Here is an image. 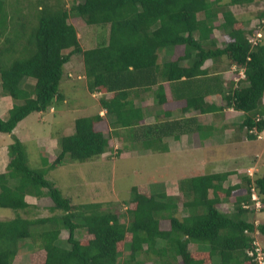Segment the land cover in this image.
Returning a JSON list of instances; mask_svg holds the SVG:
<instances>
[{"label":"trees","instance_id":"obj_1","mask_svg":"<svg viewBox=\"0 0 264 264\" xmlns=\"http://www.w3.org/2000/svg\"><path fill=\"white\" fill-rule=\"evenodd\" d=\"M259 1L72 0L66 7L62 0H54L39 5L35 27L21 38L18 32L7 34V11L0 0V89L13 101L6 117H0V132L11 134L8 161L0 173V207L16 210L13 217L0 219V264H14L20 243L32 235L35 224L40 225L36 234L41 258L35 261L33 252L29 253L30 264H147L152 260L156 264H255V234H264V222L252 219L257 211L251 206L250 193L253 188L264 204V170L238 174L239 181L226 186L222 183L235 172L182 178L180 201L178 196L133 185L128 220L121 221L98 202L72 204L42 173L27 165L24 146L11 131L31 112H46L62 98L57 86L63 65L79 54L86 90L108 92L109 97L100 96L98 101L113 116L109 123L97 113L74 118L72 133L57 137L59 151L50 167L64 159L81 162L106 151L109 135L98 128L101 124L107 130L109 125L124 128L134 143L138 129L148 135L152 127H140L143 115L131 96L157 84L155 95L163 102L162 82L179 80L180 85H188L206 74H210L203 78L208 81L206 87L216 88L219 75L201 67L206 60L215 65L224 59L225 66L240 75L235 87L223 94L224 104L244 112L239 126L257 138L264 130V41L260 37L252 45L248 38L258 29L263 35L264 10L252 18H240L229 7ZM69 17L104 28L106 36L93 47L82 48ZM177 47L179 54L159 61L160 52L170 48L173 53ZM27 78L33 83L27 84ZM194 100L201 112L214 109L203 103L201 94L186 99L182 108H189ZM26 196L48 197V209L59 214L18 215L17 210L30 206ZM160 220L167 221L166 229L160 227ZM61 229L67 232L63 240ZM78 230L84 231L86 240L75 236ZM262 254L264 260L263 250Z\"/></svg>","mask_w":264,"mask_h":264},{"label":"rangeland","instance_id":"obj_2","mask_svg":"<svg viewBox=\"0 0 264 264\" xmlns=\"http://www.w3.org/2000/svg\"><path fill=\"white\" fill-rule=\"evenodd\" d=\"M3 1L7 11V34L13 35L18 32L20 33L21 38L29 36L31 30L35 27L39 15V5L46 6L54 3V0ZM224 1L226 0H221V2ZM71 2L72 0H62V4L66 7H68ZM229 8L237 17L246 18L251 15L252 18L257 12L264 10V0L249 5H234ZM67 21L75 27L79 44L82 45V48L84 49L93 47L96 42L99 41V38L103 39V37L106 36V33H103L105 32L104 28L96 25H86L83 20L78 17H69ZM244 27L247 28V24ZM261 37L262 41H264V31ZM180 52V48L177 47L173 50L172 55L175 56ZM9 56L12 58L11 55ZM11 58H8V60ZM69 59L70 60L63 65L64 73L65 69L69 67H73L75 71L73 70L70 82L61 79L57 86V90L62 96H64L66 102L64 104L60 100L54 102L56 109H58L57 104L62 106L63 112L56 111L54 117H52V114L41 113L40 115L45 117L42 120L38 119L39 115L36 112H31L21 121V124L16 130L11 131V133H14L18 140L22 142L26 154L27 165L42 173L44 177L51 181L62 194L69 197L72 204L77 205L85 202H98L100 203L101 209L115 212L118 214L121 221H127L128 217L126 216V209L129 208L131 186L144 185L145 187L149 186L151 188L156 185L159 189L165 178L178 177L179 175L187 173L199 172L206 174L209 172L212 166L205 165L200 168L201 166L197 165V161L201 159L200 157H206L204 154L211 149H190V155L184 153L181 156L176 157L163 153L145 154L143 156L135 157L128 156L127 154L122 155L123 150H120L119 157L114 156V152H108V154L105 153L104 155L95 156L81 162L64 159L63 163L60 165L54 167L47 165L45 159L42 156H39L41 152L35 150L38 149L36 148V145L38 144L37 136L41 135L43 132H49L50 130L60 131L63 125L62 122L68 124L70 119L73 120L76 117L88 116L93 112L92 108H90L92 98L89 96V93L85 88L84 79H76L75 77L77 75L75 74L76 72H81V56L79 54H73ZM25 82L31 84L33 83V80L27 78ZM0 95H3L1 89ZM10 101L12 105L13 101L11 98ZM15 102L19 103L20 101L15 100ZM81 105H84V107L81 108ZM8 109L4 111V115H0L1 118L6 117ZM241 116H243V114ZM72 126L73 125H70L71 128ZM231 126V128H233L235 127V124ZM208 127H213V129H206L202 132H212L211 130L221 131L222 128L219 129L217 127H223V123H219L217 126L211 125ZM98 128L104 133H107V128L104 127V124L99 125ZM72 130L73 128L71 131ZM7 134L0 132V137L6 138L4 141H7L10 137ZM252 142L255 144V146L252 147V151L259 149L260 145H262L260 141ZM127 147L130 149L129 144ZM224 149L225 148L223 147L214 149V154L217 156H224ZM232 156L233 154H229L228 157ZM0 163V173H2L5 171V168L2 167L4 162ZM262 170H264V155L262 156V164L259 171ZM32 200L36 201V207L28 210L25 209V211L17 210V214L27 218L45 217L53 213L59 214V211L51 212L48 209L51 205V201L48 197H39ZM178 200H182L180 195L178 196ZM225 206L227 205H222L221 207L223 208ZM15 212L16 210L11 208L0 207V219L11 218L15 215ZM246 217H249V214H247ZM252 219L254 220V223L264 222V210L253 213ZM160 224L162 225L161 228L166 229L168 227L166 220H163ZM39 228V224L33 225L32 229L34 232L32 235L22 240L20 243L22 245L19 246V252L15 256L18 262L14 264H30L29 256L31 254L29 253L32 252L34 254L32 257L35 261H38L41 258V250L39 249L40 240L36 234V231ZM83 232V230L75 231V236L86 240L87 237ZM59 235L63 237L61 239H64L67 235L66 230L62 229V231L59 232ZM255 242L256 245L264 251V234L256 233ZM121 247L123 250L125 249L123 248L124 246ZM24 253L28 254L27 259L26 261H20L19 259L23 258L22 256ZM154 263L153 260L152 263L147 261V264Z\"/></svg>","mask_w":264,"mask_h":264},{"label":"crops","instance_id":"obj_3","mask_svg":"<svg viewBox=\"0 0 264 264\" xmlns=\"http://www.w3.org/2000/svg\"><path fill=\"white\" fill-rule=\"evenodd\" d=\"M160 54L161 56L159 61L161 63L165 62L169 60L170 56L172 55L171 49L166 48L160 52ZM185 63V61L182 62V64ZM225 65V61L222 59L217 61L215 65H212L210 60H206L201 66L202 68L208 69L209 73L216 72L219 75V81L215 82V85H217L216 88L211 89L206 87V85H208V81H204L203 78L205 77V79H207V77L210 75L206 74L203 76H196L194 80H192L188 85H180L179 80L170 83L162 82L164 94L163 102L157 101V97L155 95L157 84L149 86L147 90L139 89L136 95L131 96V99L143 115V124L140 127L149 126L152 127V131L149 132L148 135L143 136L140 133V129H138L134 143L127 138V131L124 128L111 127V125H109L107 130L109 135L107 150L100 154V156L104 155L105 153L108 154V152H114V156L119 157V151L123 150L122 155L127 154L128 156L135 157L153 153H163L176 157L181 156L184 153L190 155V149H211L204 154L206 157H200L201 159L197 161V165H200V168L204 167L205 165L212 166L208 173H221L224 171L235 172L227 176V178L222 183L223 186L238 182V174H244L246 169H249V171L252 172L258 171L262 164V156L264 155V130L259 132L260 138L250 137L245 131V128L239 126L243 119V116L241 115H244V112L234 110L232 107L224 104L225 100L223 99V94L227 93L229 87H235L237 79L240 78L238 73L235 74L232 72L231 66L226 67ZM80 67L81 72H76L75 74L77 75L75 77L76 79L83 80L84 76L82 63L80 64ZM73 70V67H69L65 69L64 73L63 69L60 80L63 79L70 82ZM203 84L205 85L203 86ZM88 93L92 98L91 106L89 105L93 110L91 114L97 113L102 117V119L109 123L113 115L107 114L105 112V109L99 105L98 99L100 96L107 98L110 94L108 92ZM198 94L202 95L203 103L211 107L213 106L214 109L208 112H201L199 108H197L199 103H197L196 100L191 101V106L189 108H182L186 105V99L190 100L192 97H195V95ZM58 101L59 100H56L55 102ZM60 101H62L63 104L66 102L64 96H62ZM10 105V97L7 95H0L1 116L4 115V111L6 109L11 107ZM57 107L58 109H56L53 103L46 112H36L39 115L38 119L42 120L45 118L44 116L40 115L41 113L52 114V117H54V113L56 111L63 112L62 106L57 104ZM82 107H84V105H81V108ZM23 119L17 122L12 131L16 130ZM73 120L70 119V123L68 122V124L62 122L63 125L60 131L50 130L49 132H43L41 135L37 136L38 144L36 145V148L38 149L35 150L41 152L39 156H42L45 159L47 165L50 164L52 159L59 151L57 137L72 133L73 130L71 131V129L73 126L71 128L70 125H73ZM219 123H223V127H217L219 129L222 128L221 131L211 130L212 132H202L206 129H213V127L208 126H217ZM233 124H235V127L231 128V125ZM7 135L10 136L7 141H4L6 138L0 137V162H4V165L2 166L3 168H5L8 159L6 146L11 140V134L8 133ZM12 135L15 136L14 133H12ZM142 139H145V144H142ZM148 140H152V142L149 144ZM252 141H260L262 145H260L259 149L252 151V147L255 146L254 142ZM124 144H129L130 149H128L127 146L123 147ZM221 147L225 148V155L217 156L214 154V149H219ZM229 154H233V156L228 157ZM197 173L199 172L187 173L173 178H165L162 181V185H160L159 189L156 187V185L151 188L148 186V188L153 190V192L157 191L156 193H162L168 196H179L180 192L178 189L177 180L180 178L190 177ZM32 199H35V197H25V201L30 205L26 208L27 210L34 208L37 205L36 201ZM179 209L180 208H178V210ZM162 221L163 220H160L159 222L160 227H162L160 224ZM60 231H62V229ZM59 238L61 239L63 237L59 235ZM27 255L28 254L24 253L22 256L23 258H20L19 260L26 261ZM17 262L18 261L15 258L14 263Z\"/></svg>","mask_w":264,"mask_h":264},{"label":"built area","instance_id":"obj_4","mask_svg":"<svg viewBox=\"0 0 264 264\" xmlns=\"http://www.w3.org/2000/svg\"><path fill=\"white\" fill-rule=\"evenodd\" d=\"M260 37H261V31L258 29L252 36H250L248 38V41L252 45H254ZM259 137H260V134H257V138H259ZM246 173L248 175H251L252 171H249V169H246ZM250 199L252 201L251 206L255 211H258L260 208H264V204L260 203V201L258 200V197H257L256 193L254 192L253 188H251ZM255 246H256L254 249V251H255V264H264L262 250L256 245V242H255ZM247 254L251 255L252 253L250 251H248Z\"/></svg>","mask_w":264,"mask_h":264},{"label":"clouds","instance_id":"obj_5","mask_svg":"<svg viewBox=\"0 0 264 264\" xmlns=\"http://www.w3.org/2000/svg\"><path fill=\"white\" fill-rule=\"evenodd\" d=\"M264 209V208H263Z\"/></svg>","mask_w":264,"mask_h":264}]
</instances>
